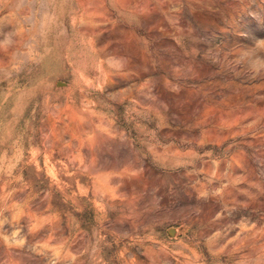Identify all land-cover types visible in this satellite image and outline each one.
<instances>
[{
  "label": "rangeland",
  "instance_id": "1",
  "mask_svg": "<svg viewBox=\"0 0 264 264\" xmlns=\"http://www.w3.org/2000/svg\"><path fill=\"white\" fill-rule=\"evenodd\" d=\"M0 264H264V0H0Z\"/></svg>",
  "mask_w": 264,
  "mask_h": 264
}]
</instances>
